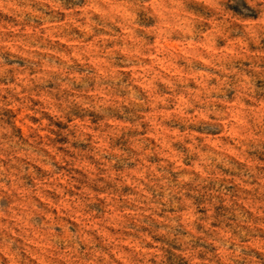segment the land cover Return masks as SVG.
I'll return each mask as SVG.
<instances>
[{
  "label": "clouds",
  "instance_id": "9594fccd",
  "mask_svg": "<svg viewBox=\"0 0 264 264\" xmlns=\"http://www.w3.org/2000/svg\"><path fill=\"white\" fill-rule=\"evenodd\" d=\"M0 264H264V0H0Z\"/></svg>",
  "mask_w": 264,
  "mask_h": 264
}]
</instances>
